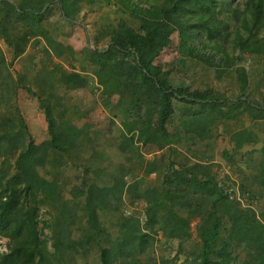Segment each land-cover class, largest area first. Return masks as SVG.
Segmentation results:
<instances>
[{
    "label": "trees",
    "instance_id": "1",
    "mask_svg": "<svg viewBox=\"0 0 264 264\" xmlns=\"http://www.w3.org/2000/svg\"><path fill=\"white\" fill-rule=\"evenodd\" d=\"M54 3L72 25L80 22L84 26L81 14L104 5L112 7L114 16L103 20L99 32L106 37V45H88L83 52L58 40L44 22ZM174 37L178 57L163 60L161 55L172 47ZM0 38L11 48L13 57L33 45L41 59L30 77L13 70L12 59L0 48V234L7 238L0 264H62L61 257L68 249L65 244L72 250L77 247L64 227L71 216L58 180L45 177L38 166L70 158L78 147L80 129L60 116L57 88L83 86L88 77L85 68H64L55 57L84 53L82 58L88 60L101 86L103 104L120 105L133 114L124 122L117 146L126 160L144 164L145 172L159 169L160 161L156 156L145 160L139 146L161 149L179 141V134L168 128L175 120L185 132L208 138L215 124L237 111L241 95L246 96L244 108L251 116L264 117V108L244 91L247 75L243 65L248 57L264 55V0H0ZM186 58L204 62L217 74L236 64L241 95L232 100L213 88H191L182 80L174 83L171 73ZM20 87L34 94L44 111L49 137L42 141H35L16 105ZM177 101L185 104L182 114L176 112ZM229 140L237 149L243 142L253 141V136L239 129ZM257 151L260 159L252 165L251 179L257 191L264 192V143ZM222 158L231 162L233 153L225 148ZM220 164L195 160L176 165L170 161L162 185L142 191L138 182H127L125 175L130 169L122 165L111 186L90 184L85 190L87 223L98 236L106 227L97 209L118 212L119 230L108 236L106 245H100L101 263L174 264V258L149 254L150 246L160 235L178 239L181 252L183 240L192 233V220L197 219L201 247L186 256L188 264H264V220L251 202L230 196ZM47 172L52 173L51 169ZM240 190L244 195V184ZM124 191L132 195V201L142 199V216L112 206L110 196L120 200ZM80 193L83 190H73L74 195ZM40 206L57 211L51 213V225L56 228L54 249L40 227ZM223 224L227 225L225 237ZM234 245L249 251L244 261L233 256ZM144 252L147 258L141 257Z\"/></svg>",
    "mask_w": 264,
    "mask_h": 264
},
{
    "label": "crops",
    "instance_id": "2",
    "mask_svg": "<svg viewBox=\"0 0 264 264\" xmlns=\"http://www.w3.org/2000/svg\"><path fill=\"white\" fill-rule=\"evenodd\" d=\"M104 7L105 6L96 8L93 11H87L80 16V19L85 22L86 26H92L94 28L93 33L96 34L95 39L97 41L100 40L98 34L101 30V23L104 22L103 20L108 17L103 15V18L100 17V19H98L99 21L97 20L98 22L94 23L90 21L93 20L95 13H97L96 15L98 16L102 15L105 10L103 9ZM90 16L92 17L90 18ZM113 16L114 15H111V17ZM106 43L107 41L104 45H106ZM20 55H18L17 58ZM191 60L196 59L186 58L183 64L180 65V68L182 69L183 73H194L196 85L195 88H213L222 92L226 97H230L232 100H237L238 96L241 95L243 89H241V81L238 76L236 64L226 67L222 72H220V74L215 73L214 75H210L205 73V71L203 72L202 69H192L190 65ZM243 65L245 68V73L247 75V83L244 87V91L246 92V94H248V96H250L251 99L258 102V106L264 108V55L248 57L243 62ZM35 72L33 73L35 74ZM84 73L88 74V81L85 85L76 88L60 86V88H62L64 92H57L60 96L59 102L62 105L61 110L58 111L60 116L69 118L80 129L79 145L74 152H71L70 158L64 156V160L59 159L55 165H47L48 169H51L52 171L51 174L47 175L43 174L42 172L41 173L49 179L54 177L58 180L61 188V197L69 204L68 206L70 210L69 213L71 216V221L67 222L64 225V227H66L67 229V232L74 233L75 231L82 230L83 228L86 231H89V233L91 234V236H89V240L85 244L84 238L86 237L84 234L78 238L72 235L71 241L73 243L75 240L76 242L83 241V247L91 250L92 248H97V240H95L97 232L87 223L85 190L90 184H97L99 186H111L113 184L115 176L120 173V167L122 165L125 168L130 169V171L125 175L127 182H138L140 191L152 185L161 186L163 183V172L167 169L169 162H165V159L157 157V154L158 152L164 151L165 149H173V147L181 149L180 147L176 146L177 144L183 147L184 151L182 149L181 150L183 151V154L186 155V158L177 160L178 162H175L176 165L180 163H192L195 160H213L220 161V163H222L221 161L223 160H216L213 157V149L211 148V146H205L204 148L197 147L196 144L199 142L197 140L199 137L194 133L185 132L182 128H178L173 132L179 134V141L167 145L161 149L153 147L152 152L148 154L139 149L142 152L143 158L145 160L156 156L160 161L159 169L145 172L144 164L139 163L136 160H126L125 154L117 146L119 136L124 131L123 124L125 121L131 120L133 114L131 115L130 111H126V108L121 107L120 105H104L102 102L101 86L97 82L96 76L92 72V67L89 66V69H85ZM34 74H32V76ZM80 88L89 90L94 89L96 90V92L94 94L77 98V95H75L74 93L75 90ZM68 92L69 95L67 94ZM240 98L241 102L239 107L237 108V111L230 117L223 118L219 125L221 136L226 138L228 144L220 146L218 145L217 147L221 149V151L227 148L232 153L234 152L233 150H241L244 152L246 151V155L257 153V155L259 156L257 159L258 161L260 159V155L257 151V148L264 143V117L251 116L250 111L244 108V105L246 103V96L241 95ZM180 106L181 109L178 111V113L182 114L185 111V104L179 101V107ZM100 107H102V109L104 110L105 107H110L111 110L114 111V114L110 115L109 117L103 118V115L98 114L99 112H97L101 111ZM43 117V124H45V127L47 129V121H45V115ZM98 118H103V121H107L108 125L109 122L111 123L114 121L113 124L116 125L118 130L115 131L109 128L108 125H105L101 120L99 121ZM239 129H245L250 132L253 136V141L243 142L239 148L233 149V145L230 142L229 138L232 132ZM33 130L34 132H36L38 129L33 128ZM213 135L214 129H212L211 131V136L204 139L208 140ZM45 137L48 138L47 135ZM189 138L191 139L188 140ZM35 141L39 142L42 140L36 139ZM142 146H139V148ZM251 150L252 152L250 154H247ZM84 166H86L87 169H85ZM220 166L223 167V164H220ZM70 168H74L75 172H69L70 170L68 169ZM84 173L85 180L82 176H79V178L76 177L78 174L83 175ZM74 189H81L83 190V193L74 195ZM110 202L112 206L116 207L119 210H123L125 213L139 214L141 216L143 215L144 202L140 198H135L134 201H132V195L127 191H124L122 199L120 200H117L116 198L110 196ZM97 211L102 224H105V227L107 225H114L117 228L116 232H118V212L111 208H98ZM53 213H57V211H53ZM105 213H107L108 216L111 215L112 219L109 224L103 221V217L106 215ZM78 246L79 245L77 244V247ZM66 254V257H68V253Z\"/></svg>",
    "mask_w": 264,
    "mask_h": 264
},
{
    "label": "rangeland",
    "instance_id": "3",
    "mask_svg": "<svg viewBox=\"0 0 264 264\" xmlns=\"http://www.w3.org/2000/svg\"><path fill=\"white\" fill-rule=\"evenodd\" d=\"M105 6V5H104ZM58 4L54 3L49 12L46 13L44 22L45 24L50 28L52 33L56 36V38L64 43L71 44L75 49L83 51L85 47L88 45L90 46H104L106 42V37L98 34L100 40L95 39V35L93 33V27L92 26H84L83 23H76L75 25L71 24L69 21H67L65 18L62 17L60 10L58 9ZM112 7L105 6L103 9L104 12L102 15L98 16L95 13V16L93 17V20L90 22H98L100 17L104 16H111L112 11L110 9ZM109 9V10H108ZM92 16H90L91 18ZM103 18V17H102ZM98 20V21H97ZM107 20V19H104ZM91 28V29H90ZM176 40L177 38H173L172 42V47H169L166 49L163 54L161 55V58L164 60L166 58H173L177 56V51H176ZM0 48L5 52L6 57L8 59H12L13 62V70H20L22 72H25L28 76H32L40 64H41V59H39L38 51L37 48H35L33 45H29L28 48L24 51L23 54H21L18 58L13 57V53L11 48L5 43V41L0 38ZM84 52V51H83ZM84 53L82 52H76L73 55L69 54H64L61 57L56 58L55 61L59 60L63 63L64 68H70L71 66H76L77 69L85 68L89 69V62L88 60H85L82 58ZM178 57V56H177ZM177 59V58H176ZM190 65L192 69L196 68L197 70H203L205 73L214 75L217 73V71H214L211 66H208L204 62L196 59V60H191ZM177 67V68H176ZM176 69H174L171 73V76L174 80V83H177L178 80H182L185 82V84L191 88H195V77L194 73H183L182 69L180 68L179 65H176ZM180 69V71H178ZM88 75V74H86ZM57 92H64L62 88L58 87ZM96 90L94 89H84L80 88L75 90V95H77V98L87 96L90 94H94ZM59 94V93H58ZM69 95V92L67 93ZM16 105L19 107L21 113L24 116V119L28 125V130L31 132L33 138L36 140H43L45 139L46 135L49 137V133L45 127L44 122V111L41 108L38 98L32 94L29 93L27 90L24 88L20 87L17 90V96H16ZM115 107V106H114ZM61 106L57 109L58 111L61 110ZM101 108V111L98 114H102L103 118L104 117H109L110 115L114 114V111L111 110L110 107H105V110ZM175 108L176 112H178L181 109V106L179 107V102L177 101L175 103ZM68 113V112H67ZM146 116V115H144ZM142 116L141 119H144L145 117ZM147 117V116H146ZM103 118H98L99 121H103ZM175 119V118H174ZM46 121V120H45ZM114 122V121H113ZM113 122H108L103 121L105 125H108L109 128L113 130H118L116 125L113 124ZM216 127L214 128V135L209 138L208 140L206 139H197L199 144L195 143L197 147L199 148H204L205 146H211L212 154L214 155L213 157L216 160H223L221 161L223 164V167L221 166V175L222 178L225 182L226 187L228 188L227 191L230 192L234 197L239 198L242 200L243 203H248L251 202V204L256 208L257 212L259 213L260 217L264 220V192H259L258 186L253 180L251 179V168L252 165L257 161L258 155L257 153H254L252 155H246V151H241V150H233V161H226L224 158L221 159V149H219L217 146L219 145H226L227 140L225 137L221 136V132L219 131V125L220 122L215 124ZM33 128L38 129L36 132H34ZM168 128L171 131H176L178 128L181 129V127L178 125L177 121L175 120L173 123L168 124ZM43 131V132H42ZM38 133V134H37ZM189 138L188 140H190ZM142 146V145H141ZM180 147L183 151V147L179 146L178 144L176 145ZM139 149H141L143 152L146 154L152 152L153 147H150L149 145L142 146ZM181 149H178L177 147H173V149H165L164 151H160L157 154V157L161 159H165V162H178L177 160H180L181 158H186L183 154V151ZM197 150V149H196ZM183 154V155H182ZM179 156V157H178ZM230 165V166H229ZM38 169L40 172L43 174H50L47 172L48 166L47 165H39ZM70 170L69 172H75L74 168L68 169ZM74 170V171H73ZM227 174V175H226ZM229 174V175H228ZM231 174V175H230ZM76 176V175H75ZM79 176H82L84 179L85 173L83 175H77L76 177L79 178ZM85 180V179H84ZM250 185H249V184ZM241 184H244L246 187V192L243 195L240 190ZM239 185V186H238ZM254 190L253 194H250L251 191ZM249 191V192H248ZM178 211L184 212L183 207H178ZM55 211L54 209L49 211L46 207L40 206V227L44 234L49 238V244L50 248L54 249L52 246V242L56 240L55 237V230L56 228L51 225V222L53 220V217L51 213ZM103 217V221L105 223H108L111 221V215L108 216L107 213ZM56 217V216H55ZM196 224H197V219H193L191 226H192V233L190 237L186 240H183L182 246L183 250L181 252H178V239H166L162 236H157V240L150 246L149 248V254H155L158 257H164V258H174L175 261L173 262L174 264H188L186 261V256H191L193 253L198 252V250L201 247V242L199 240V237L196 232ZM105 225V224H104ZM226 224L222 225V237L226 236L227 234V228ZM59 225H57V231L59 232ZM107 230L103 232L100 236L96 234L95 240L97 248L96 249H86L83 247L82 243L83 241L75 242L79 246L76 247V249L72 250L70 248V245L65 244L66 252H64V257H61L62 264H82V263H87V264H102L99 256V248L100 245H106L108 243V236L111 235H116V226H106ZM111 231V232H110ZM82 232V234H81ZM85 235L86 238L84 241V244L87 243L89 240V236L91 234L89 231H86L85 229L82 228V230H77L74 233L70 232L68 234L69 238H72V235L76 236L77 238ZM61 235H65L61 234ZM7 243V238L3 235L0 234V252L5 250ZM86 246V245H85ZM65 248V247H64ZM62 248V249H64ZM66 253H68V257H66ZM249 251L242 247V246H233V256H235L240 262L244 261V258L247 257ZM147 252H144L141 254L142 258H147ZM216 256L213 255L212 258H215ZM159 264H168L167 262H159ZM249 264V263H246Z\"/></svg>",
    "mask_w": 264,
    "mask_h": 264
},
{
    "label": "built area",
    "instance_id": "4",
    "mask_svg": "<svg viewBox=\"0 0 264 264\" xmlns=\"http://www.w3.org/2000/svg\"><path fill=\"white\" fill-rule=\"evenodd\" d=\"M230 196L233 197V195L230 193Z\"/></svg>",
    "mask_w": 264,
    "mask_h": 264
}]
</instances>
